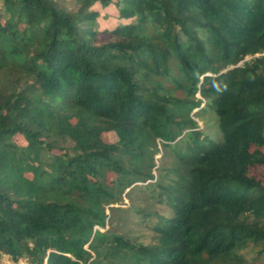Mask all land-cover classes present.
<instances>
[{
  "label": "trees",
  "instance_id": "16d2710c",
  "mask_svg": "<svg viewBox=\"0 0 264 264\" xmlns=\"http://www.w3.org/2000/svg\"><path fill=\"white\" fill-rule=\"evenodd\" d=\"M0 1V259L264 254V0Z\"/></svg>",
  "mask_w": 264,
  "mask_h": 264
},
{
  "label": "rangeland",
  "instance_id": "374dc122",
  "mask_svg": "<svg viewBox=\"0 0 264 264\" xmlns=\"http://www.w3.org/2000/svg\"><path fill=\"white\" fill-rule=\"evenodd\" d=\"M92 8L96 9V11L98 12V18L96 19V21L93 25V28L97 31H106V30L114 28L115 26L124 25V24H127L130 22V20H128V19H123V18L119 17V15L117 13V9L114 5L110 4L106 7H101L98 4H94V6ZM0 10H2L1 1H0ZM7 17H11V10H9V12L7 14H4V17L1 18V21L6 19ZM236 36L240 40H243L245 42L249 43L251 41L249 38V35L247 34L246 29L243 27L236 31ZM247 59H249L248 56L245 58V60H247ZM198 125H199V128H202L201 122H199ZM210 130H213V128H211ZM103 138L105 139V141H109V142L114 141V136L112 133H104ZM160 156H161V153L156 156V166H158L163 159V158H160ZM123 203L124 204L121 207H126L128 204L127 200H123ZM114 224L115 223H113V225ZM108 227H109V225L106 226V228H108ZM138 232H141L140 229L138 230ZM0 264H15V263H13L11 260H9L6 256H2L0 259ZM17 264H20V262ZM251 264H264V254L260 255L258 260L256 262H252Z\"/></svg>",
  "mask_w": 264,
  "mask_h": 264
},
{
  "label": "built area",
  "instance_id": "2783aa9c",
  "mask_svg": "<svg viewBox=\"0 0 264 264\" xmlns=\"http://www.w3.org/2000/svg\"><path fill=\"white\" fill-rule=\"evenodd\" d=\"M19 262H20V264H26L25 262H22L21 260H20ZM19 262H17V263H19ZM17 263H16V264H17Z\"/></svg>",
  "mask_w": 264,
  "mask_h": 264
}]
</instances>
